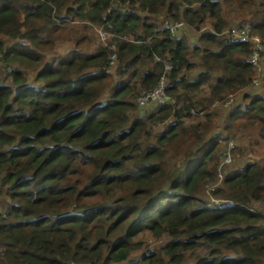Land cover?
Instances as JSON below:
<instances>
[{
  "label": "trees",
  "instance_id": "trees-1",
  "mask_svg": "<svg viewBox=\"0 0 264 264\" xmlns=\"http://www.w3.org/2000/svg\"><path fill=\"white\" fill-rule=\"evenodd\" d=\"M263 48L264 0H0V264H184L200 246L194 264H264V159L237 167L235 145L216 168L234 123L264 140ZM162 78L165 103L130 118ZM236 98L221 138L209 108Z\"/></svg>",
  "mask_w": 264,
  "mask_h": 264
},
{
  "label": "rangeland",
  "instance_id": "rangeland-1",
  "mask_svg": "<svg viewBox=\"0 0 264 264\" xmlns=\"http://www.w3.org/2000/svg\"><path fill=\"white\" fill-rule=\"evenodd\" d=\"M207 29H209V27H205ZM234 30L232 31V37L235 40H239V34L241 33L242 30H239L237 27L233 28ZM247 29V27H246ZM91 30V29H90ZM93 32H95V36L97 38L98 41V36L96 34L97 28L93 27V29L91 30ZM185 31L187 33H185L184 35L181 36V38H183L184 40H187L188 44L194 46L197 44L196 40L198 37V34L194 33V31L192 30H186ZM264 49V48H263ZM258 59H260L258 57ZM261 64V65H260ZM259 66L257 67V71L259 72V74L262 72V63H260ZM263 73H264V69H263ZM197 75V74H196ZM206 89V88H204ZM252 92H254L255 94H264V89L260 88L259 86H256ZM230 97V95L228 96ZM137 99V98H136ZM244 99V98H243ZM242 98H236V99H232L230 101H227L226 103H224V105L222 104V102H215L214 105L210 106L209 110L215 115V118L212 121V124L214 125V129L213 132L216 135H219L221 138H225L226 137V132H225V124H226V118L229 115V113L231 112V110L234 108L238 103H246L247 101L244 102ZM226 104V105H225ZM147 107V106H146ZM145 108H143V106H140V108H138L135 112L130 113L129 117L130 118H137V116L139 115V112L144 110ZM137 112V113H136ZM204 112H199L196 116V119L198 121H204L205 118L203 116ZM245 120L239 122L237 124V126H232L231 131H233V135H234V139H230L228 141H223L224 144H229V146L231 147L230 153H231V160H232V154H233V150L235 149V145H239L242 148L241 154H237L236 155V163H237V167L238 166H243L244 164H246L247 162L251 161V160H256L259 158L264 159V140L262 139V137L256 132L257 129L254 128V126H249V127H244L243 124H240L242 122H244ZM164 125L161 127H154L152 128V133L153 136H155L157 133H159L158 131H161V129H163ZM140 142H142V144H144L145 142V137L140 138ZM151 144V142H149ZM225 146V145H224ZM222 153L224 154L223 150ZM166 154L168 155V159L171 160L173 157L172 153L166 152ZM222 161H220V165ZM233 164V162L231 161L230 166ZM217 167L220 174H222V172L227 169V167H225V165H222V167ZM224 173V172H223ZM77 175H80V172H76ZM219 179V177L217 178ZM209 199V197H208ZM206 199V200H208ZM211 200V197H210ZM262 211L264 212V209H262ZM263 225H264V221H263ZM165 240L166 238L163 237L159 240H152L150 238L146 239V243L145 246L148 251H153L158 249L159 247L163 246L165 244ZM208 249H206L205 246H200L198 247L196 250L194 251H190L188 253H186L185 259L186 262L184 264H191L192 262H194L195 260V255H200V256H204L206 255ZM194 264V263H192Z\"/></svg>",
  "mask_w": 264,
  "mask_h": 264
},
{
  "label": "built area",
  "instance_id": "built-area-1",
  "mask_svg": "<svg viewBox=\"0 0 264 264\" xmlns=\"http://www.w3.org/2000/svg\"><path fill=\"white\" fill-rule=\"evenodd\" d=\"M162 28H166L169 29L171 31L172 34H174L178 29H180L183 26V23L181 22H176V23H171L167 20H165L163 22V24L161 25ZM248 31V30H247ZM246 30H242L241 33L239 34V40H249L248 37V32ZM97 35L100 39V41L104 44V45H108L109 44V39L112 36V34L102 30V29H98L97 30ZM251 41L254 42L255 44H259V39L257 37H253L251 38ZM112 49H114L115 47L113 45H110ZM261 49V46H259V50ZM114 58V56H113ZM251 61L254 63V65L256 66V69L258 67V53H254L251 57ZM256 83V82H255ZM165 82L163 80V78L161 79L159 85L157 87H155L153 90L148 91V92H142L140 94V96L138 97V99L136 100L137 103L140 106H147L149 104H154V105H161L164 103L165 101ZM232 100V99H230ZM229 100V101H230ZM232 102V101H230ZM226 105V104H225ZM231 147L229 146V144L225 145V148L223 150L224 154L222 153L223 157H222V165H225V167L230 166L231 164V153H230ZM222 165H220V167H222ZM221 169L218 171V177L221 178L222 174H220ZM209 189H212V186L209 187ZM217 203V202H216Z\"/></svg>",
  "mask_w": 264,
  "mask_h": 264
},
{
  "label": "clouds",
  "instance_id": "clouds-1",
  "mask_svg": "<svg viewBox=\"0 0 264 264\" xmlns=\"http://www.w3.org/2000/svg\"><path fill=\"white\" fill-rule=\"evenodd\" d=\"M97 30H98V29H97ZM97 36H98V35H97ZM98 38H99V37H98ZM110 38H111V37H110ZM109 40H110V39H109ZM99 41H100V39H99ZM100 42H101V41H100ZM109 44H110V43H109ZM109 44H108V45H109ZM103 45H104V44H103ZM108 45H104V46H108ZM111 45H112V44H111ZM109 48H110L112 51L115 50V48L112 49L111 46H109ZM111 59H112V60L114 59L113 56L111 57ZM165 87H166V86H165ZM141 93H142V92H141ZM141 93H140V94H141ZM164 93H165V92H164ZM139 96H140V95H139ZM139 96H138V97H139ZM138 97H137V99H138ZM137 99H136V100H137ZM136 100H135V102L137 103ZM166 100H167V97H166V94H165V101H166ZM165 101H164V103H165ZM164 103H163V104H164ZM147 106H148V105H147ZM139 107H140V106H139ZM143 108H145V106H143ZM233 110H235V109L233 108L231 111H233ZM225 145H226V144H225ZM225 204H226V205H225ZM223 205H225V206H223V207H228V206L231 205V203H230V202H229V203H228V202H224ZM263 214H264V213H263Z\"/></svg>",
  "mask_w": 264,
  "mask_h": 264
}]
</instances>
